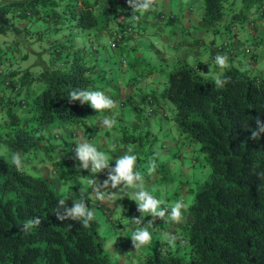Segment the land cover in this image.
I'll return each mask as SVG.
<instances>
[{"label": "trees", "instance_id": "obj_1", "mask_svg": "<svg viewBox=\"0 0 264 264\" xmlns=\"http://www.w3.org/2000/svg\"><path fill=\"white\" fill-rule=\"evenodd\" d=\"M235 1L200 0L198 25L211 28L222 22L220 29L229 30L236 22L245 26V13L252 7L256 15L260 10L264 14V0H240L243 6L239 10H235ZM161 2L69 0L62 6L66 15H59L51 0H13L0 5V33L14 27L13 18L35 19L40 14L43 20L66 18L69 24L82 30L106 31L109 44L114 47L129 39L126 32H146L144 22L139 25L140 16L146 21L151 15L152 23L163 21L162 28L172 27L168 31L174 34L173 26L181 12L177 15L168 6L163 14L161 7L165 2ZM136 3H139L137 8L132 6ZM96 4L100 7L93 14L91 7ZM183 8L188 16L191 6L186 4ZM132 19L134 22H130ZM111 22L116 26L109 28ZM191 26L185 22L179 29L182 36H191ZM182 36L180 41L173 42L176 47L199 40L191 36L189 41ZM262 37L261 34L248 40L243 48L228 43L217 49L212 41L207 49L210 55L229 57L243 50L251 66L257 59L248 45L261 43L264 47ZM72 42V38L66 39L64 45L60 44L62 50L56 43L49 46V61L62 67L39 71L35 78L44 87L31 98L28 99V87L33 77L27 71L18 78L15 71H9L1 80L2 87L9 88V92L0 93V264H110L100 234V221L102 216L107 219L112 207L103 205L97 207L99 211L92 210L85 190H90L93 182L85 180L81 184L77 180L76 161L78 156L86 155L94 139L91 117L98 109L108 110L117 101L119 105H127V110L139 118L141 107L132 103L130 93L119 96L115 87L118 80L111 86L108 84L107 70L100 67L95 57L97 48L79 49ZM147 43L143 48L155 45L150 39ZM119 60V67L124 66ZM176 63V67L172 63L156 70L162 74V90L156 93L149 89L139 96L138 102L144 104L142 113L147 118L162 111L169 102L172 112L169 115L161 112L162 117L170 119L189 144H199L191 152L196 153V159L202 156L200 164L208 172L188 188L189 192L193 190L190 202L182 203L187 218H182L177 231H171L174 241L185 249L180 247L182 252H179L169 248L168 241L162 244L154 241L145 247L139 264H264V64L252 72L230 63L215 80L202 78L198 63H188L186 59ZM151 68L150 71L155 70ZM130 78L134 83L135 75ZM153 81L156 82L155 78ZM102 90L109 95L104 96ZM97 93L104 100L102 105L93 103L90 96ZM139 121H143L141 117ZM43 128L53 130V137L45 136ZM136 130L135 123L132 131L136 134L124 133L121 139L124 148H135L128 158L142 170V176L158 173L164 164H157V155L149 147L142 148L151 139L148 131ZM81 146H84L81 152H76ZM182 153L188 155V152H175L185 158ZM186 166L189 170L194 168L192 164ZM52 176L56 178L57 189L49 182ZM159 180L154 179L153 184H159ZM152 194L141 191L138 198L143 203L122 200V209L129 215L127 223L135 227V236L146 232L151 225L147 219L152 206H158L161 214L168 211L166 203H151ZM110 225L118 229L125 227L120 220ZM117 232L118 241L121 234ZM120 240L119 244L126 237Z\"/></svg>", "mask_w": 264, "mask_h": 264}, {"label": "rangeland", "instance_id": "obj_2", "mask_svg": "<svg viewBox=\"0 0 264 264\" xmlns=\"http://www.w3.org/2000/svg\"><path fill=\"white\" fill-rule=\"evenodd\" d=\"M13 0H0V5L8 3ZM55 4V10L58 11V6H61L68 2L69 0H51ZM91 1V0H90ZM164 1L161 9L163 14H166L168 9H171L173 13L179 15L177 21L174 24L175 35L169 32L170 28H162L163 21H158L152 23L151 15L146 17V21L142 20L140 16L141 10H139V25L144 22L146 26V32L144 34H139L134 32H126L129 34V39L122 41L118 46L111 47L109 44V35L108 33L102 32L98 33L95 28L89 30L79 29L68 23L66 18H58L56 21H47L42 18L34 19L29 18L25 20L13 18L12 22L14 27L9 31L0 33V93L8 94L9 88L2 87V77L4 74H7L9 71H15L17 73V78L24 71H27L32 77L33 80L29 84L28 99L40 91L44 85L40 80L35 78L39 71L44 70L45 68L53 69L60 68L58 62H51L50 60V49L51 44H58L59 50H62L64 41L68 38L73 39L74 47L79 49L81 48H90V46L97 48L98 54H96L97 61L100 63V67L106 68L108 73V79L111 86V83L117 82L118 85H114L118 89L119 96H123L126 93H130L129 97L132 100L133 104H138L141 107V112L139 113L143 121H139L140 117H136L137 114L134 112H129L127 110V105H119L116 101L112 107H109L108 110L98 109L95 113V116L91 117L95 125L93 141L89 144V150H87L86 155L83 158L78 156L76 164L78 165V171L76 178L81 183L84 184L85 180H91L93 182L92 188L94 190L102 191L108 193L110 185L114 184L118 187V183L121 181L123 183V188L128 189V197L134 199L135 203H143L138 198V194L141 191L147 190V184L149 182L153 183L154 179H160L158 183L163 186L162 188H169L170 191L174 192L175 200L174 203H189L192 192H189L188 188L193 186L195 182L200 180L198 177H204L208 172L205 165H201L202 156L199 155L196 159V153L191 151H196L199 144L193 143L189 144L187 142V137L181 135L176 127V125L170 120L162 117L161 112L165 115H169L172 112V107L169 102H166L162 108V111L159 110L156 114L152 115L150 118H147L142 113L144 110V104H140L139 96L147 92L149 89L159 93L163 88V82H160V76L156 72L160 66L166 68L169 64L174 63V67L178 64L177 61L187 60L188 63L200 64L201 68L198 71V74L202 78L217 79L219 72H221L225 67L229 66V61L223 60L218 57L213 59L208 52V41L212 36V29L217 28L219 31L216 34H213L215 41H219L223 31L221 28L222 22L211 28H203L198 25L197 19L201 13L200 0H158ZM169 2V4H168ZM162 4V2H161ZM186 4L190 5L192 10L190 13H186V8H183ZM139 3L133 4L132 6L137 8ZM159 7V3H157ZM243 3L240 0L235 1V10L242 8ZM49 8V6H46ZM99 5L91 7L93 14H96L99 10ZM160 9V10H161ZM180 9V10H179ZM253 7L249 12L245 13L246 18H254ZM42 10V9H41ZM59 15H66L61 10L58 12ZM256 15V13H255ZM129 16V15H128ZM187 16V18H186ZM245 20V24L246 21ZM120 20V19H119ZM136 19V21H138ZM260 23L264 24V16L260 17ZM134 22V19L130 20ZM188 22L191 26V36L196 38L200 37V40L196 43H183L181 46L176 47V43L181 40L182 32L179 29ZM116 26L113 22L109 25V28ZM237 29L240 28L241 24L239 22L235 23ZM160 31V35L156 31ZM161 29V30H160ZM179 31V32H178ZM196 31V32H194ZM198 31H201L199 35ZM234 30L231 28L227 30L226 34L232 33ZM87 33L91 38H87ZM148 34V35H147ZM241 35L242 32H239ZM190 37H186L184 34L182 37H186L187 40H191ZM262 41H264V32H262ZM153 37L155 39H153ZM244 37L247 35L244 34ZM152 41L154 45L153 48H143L144 44ZM62 40V41H61ZM250 40H253L252 38ZM60 41V42H59ZM140 43V44H139ZM173 43V44H172ZM141 45V46H140ZM139 46V47H137ZM250 47V53H259V50L263 47L261 43L259 45H248ZM136 50H133V49ZM173 48V49H171ZM49 49V50H48ZM159 53H158V51ZM188 50V52H187ZM69 51V50H68ZM65 54V51L62 55ZM245 55L243 52H239L238 58ZM121 58L122 64L124 66L119 67L118 60ZM166 59V61L164 60ZM120 61V60H119ZM130 62H133V66L128 65ZM264 64V59H260L257 64L250 66L246 64L241 66L239 64L235 65L241 68L242 70H248L256 72L260 69L261 65ZM67 66L63 68L66 69ZM153 67L155 70L150 71ZM135 75L134 83L131 82V76ZM142 76V78H140ZM14 80H18V79ZM155 78L156 82L153 81ZM161 79H163L161 77ZM107 80V79H104ZM103 80V81H104ZM108 80V81H109ZM158 81V83H157ZM18 83V81H17ZM104 83V82H103ZM27 86V85H26ZM25 86V87H26ZM24 87V88H25ZM102 89V88H101ZM103 95H109L108 91L102 90ZM93 103L97 105H102L104 100L101 98L100 94H91ZM113 108V109H112ZM120 111L122 114H120ZM120 114V115H119ZM147 122V123H145ZM138 132L143 133L145 130L148 131L150 141H147L146 145H143V149L146 150L147 147L151 149L154 154L157 155V164H164L163 168L158 173H151L146 176H142V170L139 167H135L136 164L131 163L128 158V154L133 153L135 148L131 146L123 147V134H136L135 131H132V128L135 126ZM90 124L88 123V127ZM112 128L109 130V128ZM122 129L125 131L123 132ZM45 136L53 137V130L43 128ZM56 139V138H55ZM57 140V139H56ZM116 140V145L114 141ZM185 141V144L184 142ZM122 145V146H121ZM84 148L82 146L78 149L79 152ZM76 150V152H78ZM119 151V152H117ZM188 152L182 153L181 155L185 158H181L180 155H176L175 152ZM123 152V153H122ZM174 154L172 155V153ZM72 156V155H71ZM147 156V155H146ZM64 157V156H63ZM73 157V156H72ZM192 158H195L197 161H192ZM59 160H62L60 156ZM154 161V160H153ZM120 164V170L117 171L113 168L112 163ZM192 162V163H191ZM47 167L50 168L48 163ZM187 164H192L194 168L188 171ZM45 165V164H44ZM150 165V164H149ZM44 167H41L43 169ZM179 173V174H177ZM194 173V175H193ZM129 181L124 180V177ZM175 177V179H173ZM108 178L111 181L105 179ZM171 179V180H170ZM51 186L57 189V181L54 176L49 179ZM182 182V185H180ZM101 187H103L101 189ZM88 196H91L92 193L88 190H85ZM158 194V193H157ZM156 195V194H155ZM103 200H106L108 195H102ZM159 196V195H158ZM110 197V196H109ZM112 200V198H110ZM163 202V198H160ZM119 203V204H118ZM123 201L115 202L114 206L111 209L113 217H120L122 220V225L125 226L121 230H115L111 225L107 226L102 230V224L100 222V234L104 237V248L109 253L110 264L115 261V257L118 259V264L123 261L119 256H114L111 254V246L113 242L114 235L118 233L125 234L129 227L127 223L129 215L124 209H122ZM166 216L169 219V213L166 212ZM144 219V218H143ZM147 220H152V227L147 229L146 232L140 233V236H136L135 244L137 247L146 246L148 241L152 242L157 236L159 238L157 241L163 243L160 239V230L167 228L168 223L162 221L157 222L159 219L154 215L150 214V218ZM143 221L146 223L147 221ZM149 232V233H147ZM158 242V243H159ZM139 250V248H135ZM142 260V254L132 255V261L135 264H139Z\"/></svg>", "mask_w": 264, "mask_h": 264}, {"label": "crops", "instance_id": "obj_3", "mask_svg": "<svg viewBox=\"0 0 264 264\" xmlns=\"http://www.w3.org/2000/svg\"><path fill=\"white\" fill-rule=\"evenodd\" d=\"M264 16V14H258L255 15L254 12V18H246V25L245 26H240L239 29L236 28L235 25L231 26V28L234 30L232 33L226 34L224 32L223 35H221V38L219 41L216 42H220L222 39L229 37V39L233 42V45L238 46L239 48L242 46H245L248 40L255 39L258 38L262 32H264V24L260 23V17ZM245 22V21H244ZM251 24V25H248ZM217 30H213L212 33L216 34L218 33ZM239 32H242V34L240 35ZM199 35L201 34V31L198 32ZM212 34V36H213ZM244 34L247 35V37H244ZM211 36V38L209 39V43L212 41H215L214 38ZM198 37V36H197ZM196 37V38H197ZM198 39L200 40V37H198ZM237 48V47H236ZM243 48V47H242ZM243 52V50L241 51ZM239 53V52H238ZM234 54L232 56H225L224 54H214L212 56L213 59L215 58H222L223 60H227L230 63H232V65H241L243 66L245 63L249 64V59L247 57V55H243L242 57L238 58L239 56H237V54ZM245 53V52H243ZM256 61L253 60L254 63L251 64V66H254L255 64H257L259 62L260 59H264V47H262L259 50V53L256 54ZM262 66V65H261ZM187 170L189 171V168L187 167ZM179 174V173H177ZM107 179V178H105ZM109 181H111L110 179H107ZM124 180L127 181L129 183V181L126 179V176L124 177ZM110 185L109 191L107 194L104 193V190L102 191H98L94 190L92 188H89L90 192L92 193L91 196H89L91 198V203H92V210H98L97 207L99 208V206H108V207H113L115 202H119L120 200H125L130 201V198L127 196L129 193L128 189L123 188V183L120 181L118 183V187L114 184H108ZM163 186H161L160 184H153L151 182H149L147 184V190L144 191H150L153 192L152 194V202L151 203H155V205L157 203H166V205L169 207L167 213H169V219L166 216V213L161 214L159 212L160 208H158V206H156L155 208L152 206V208H150V210L148 211V213L154 215L155 217H158V221L157 222H164V223H168L169 226H167V228H164V232L160 233V239L164 242H167V246L169 248H176L179 249V252H182V249H185V247L180 246V243L175 242L171 236H172V232L171 231H177L176 229L180 228L181 222H182V218H187L186 213L183 210V205L181 203H174L176 202L175 200V195L174 192H171L168 194V192L170 191L169 188L166 187V189L162 188ZM103 187H101L102 189ZM158 193V194H157ZM108 195L106 200H103L102 195ZM156 194V195H155ZM159 195V196H158ZM110 196V197H109ZM112 198V200L110 199ZM163 198V202H161V199ZM135 203V202H134ZM119 204V203H118ZM161 207V206H160ZM158 208V210H157ZM99 211V210H98ZM164 211V210H163ZM109 214V213H108ZM111 217V220L109 221V218ZM117 220H120V224H121V218L120 217H113V214H109L107 219L103 218L102 216V220L100 221L102 224V230L105 229L108 225L110 226V224H115ZM152 221V220H151ZM150 221V223H151ZM149 223V224H150ZM152 225V223H151ZM149 225L150 229L152 226ZM113 227V226H112ZM135 228V227H134ZM134 228H132L131 226L128 227L129 230H127L125 232V234H121V237L119 238V240H116V234L113 237V242H112V246L111 248V254H113L114 256H119L123 261H121V263H124V261L126 262V264H135L132 261V255H139L145 252V247L147 245H149L150 243H153L154 241H157V239L159 238V236H157L152 242L148 241L146 246L143 247H137V245L134 243L136 236L133 235V233H135ZM115 230H121L118 228H114ZM132 233V234H131ZM124 237H126V240H124ZM120 239H123L124 242L120 243L121 241ZM159 241H157L158 243ZM160 243V242H159ZM162 244V243H160ZM180 247H183L182 249H180ZM135 248H139V250H136ZM168 248V249H169ZM118 259L115 257V261H113V264H118Z\"/></svg>", "mask_w": 264, "mask_h": 264}, {"label": "clouds", "instance_id": "obj_4", "mask_svg": "<svg viewBox=\"0 0 264 264\" xmlns=\"http://www.w3.org/2000/svg\"><path fill=\"white\" fill-rule=\"evenodd\" d=\"M66 4V3H65ZM64 5V4H63ZM63 5H61V6H58V11L57 12H59L60 10L62 11V6ZM63 12V11H62ZM259 14H261V10L259 11ZM38 15H40V14H38ZM37 14H36V16H37V18H35V19H38V18H41L40 16H38ZM55 19H57V17H54L53 19H47V21H56ZM21 20H25V19H21ZM249 25H251V24H249ZM248 25V26H249ZM231 29V28H230ZM229 29V30H230ZM227 30H223L222 32H226ZM199 41V40H198ZM209 43V42H208ZM228 43H230V44H232V46H233V42L229 39V37H226V38H224V39H222L220 42H216V41H213V46L214 47H219L220 48V46L221 45H227ZM210 44V43H209ZM219 48H217V49H219ZM246 53V52H245ZM162 116H163V114H162ZM82 147V146H81ZM81 147H79L78 149H80ZM78 149H77V151H78ZM79 152V151H78ZM118 165H120V164H118V163H116V162H114V163H112V166H113V168L115 169V170H117V171H119L120 170V166H118ZM50 168H52V167H50ZM49 168V170H51ZM93 189V188H92ZM141 192H139V194H140ZM90 200H91V198H90ZM164 232V230H160V233H163Z\"/></svg>", "mask_w": 264, "mask_h": 264}, {"label": "built area", "instance_id": "obj_5", "mask_svg": "<svg viewBox=\"0 0 264 264\" xmlns=\"http://www.w3.org/2000/svg\"><path fill=\"white\" fill-rule=\"evenodd\" d=\"M217 48H219V47H217Z\"/></svg>", "mask_w": 264, "mask_h": 264}]
</instances>
